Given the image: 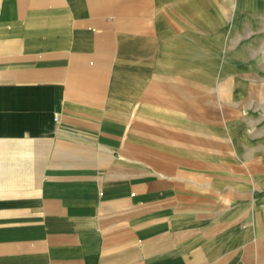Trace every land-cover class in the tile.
<instances>
[{
    "label": "crops",
    "instance_id": "crops-1",
    "mask_svg": "<svg viewBox=\"0 0 264 264\" xmlns=\"http://www.w3.org/2000/svg\"><path fill=\"white\" fill-rule=\"evenodd\" d=\"M245 8L0 0V264H264V137L238 124L201 154L181 120L143 115L152 77L197 81L199 12L243 24Z\"/></svg>",
    "mask_w": 264,
    "mask_h": 264
},
{
    "label": "rangeland",
    "instance_id": "rangeland-1",
    "mask_svg": "<svg viewBox=\"0 0 264 264\" xmlns=\"http://www.w3.org/2000/svg\"><path fill=\"white\" fill-rule=\"evenodd\" d=\"M241 1L245 7L249 0ZM253 1L259 10L245 8L243 24H221L199 12L198 24H192L195 43L190 46L198 57L195 83L178 76L151 78L149 108L143 115L166 133L179 128L176 121L181 120L183 136L197 135L198 153L221 157L222 153L213 150L222 149L220 142L239 133L238 124L243 125L246 136L264 137V0ZM180 48L184 50L183 45ZM181 69L189 70L185 65ZM141 112L136 109L134 116H143ZM148 136L158 138L153 132ZM207 139L213 143L206 142ZM261 148L264 149V142ZM182 165L186 166L185 162ZM207 168L198 166L201 170ZM213 170L216 175L223 168Z\"/></svg>",
    "mask_w": 264,
    "mask_h": 264
}]
</instances>
